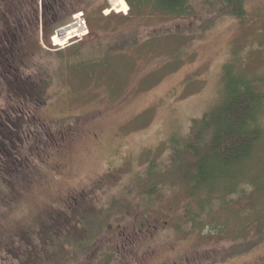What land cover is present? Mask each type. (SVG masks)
<instances>
[{"label":"rangeland","instance_id":"rangeland-1","mask_svg":"<svg viewBox=\"0 0 264 264\" xmlns=\"http://www.w3.org/2000/svg\"><path fill=\"white\" fill-rule=\"evenodd\" d=\"M240 1L241 18L231 15L222 0H188L187 17L149 19L142 8L138 19L130 14L117 30L104 33L95 26L90 35L81 11L72 15L67 24L75 25L68 31L56 33L67 24L53 33L57 26L45 30L39 1V44L36 48L28 40L25 46L24 77L36 83L35 107L43 99L46 103L35 112L37 120L63 145L50 144L20 179L0 181L2 236L15 239L11 250L0 248V264H33L44 255L36 247L38 213L68 203L77 212L75 224L86 219L103 224L83 250L67 247V254L49 246L50 257L60 256L51 259L53 264H264V227L262 234L256 230V221L264 222V179L258 180L264 176V133L245 170L254 183L240 181L239 192L229 196L228 211L219 210L220 218L200 210L208 226L189 220L184 188L159 184L149 209L141 199L150 162H166L173 138L188 135L192 120L216 103L226 63L264 89V0ZM124 2L122 12L121 0H107L102 15L127 16L131 11ZM30 6L31 17L36 8ZM73 46L80 47L77 57H71ZM112 46L118 53L106 58L104 51ZM91 55L100 58L95 69L89 67ZM83 60L87 66L80 67ZM3 88L0 105L14 100ZM261 123L264 128V113ZM178 173L173 177L178 179ZM219 204L213 202L211 211ZM190 208L198 210L194 203ZM221 220L223 234L215 229ZM60 226L53 231L64 237L67 231ZM20 233L28 242L19 240Z\"/></svg>","mask_w":264,"mask_h":264},{"label":"trees","instance_id":"trees-1","mask_svg":"<svg viewBox=\"0 0 264 264\" xmlns=\"http://www.w3.org/2000/svg\"><path fill=\"white\" fill-rule=\"evenodd\" d=\"M39 1L43 28L46 30L48 26H57L51 33L58 27L67 24L72 15L80 11L86 20L88 35L95 32V26L98 29L99 27L101 29L105 28L103 29L104 33H108L109 29L115 31L117 30L115 26L124 23L126 19L131 17L130 14L138 19L142 8L149 11V19L154 17L175 19L187 17L191 14L188 0H126L131 12L125 17H119L113 13L103 16L102 12L106 9L107 0H8V7L15 12L13 16L4 13L3 30H5L4 32L8 30L11 38L15 35L13 36L8 26L15 27L18 25L16 35L19 43L17 46H11L12 42L9 38V43L4 44V67L0 70V75L4 74L10 77V73H14L12 75H15L16 79L12 77L5 85V90L9 96L14 94L21 97V103L27 102L26 96L30 93L28 92L29 80L19 78L18 72L23 67L24 57L26 56L24 50L25 46H28V40H31L34 46L39 44L37 38L38 27H40L38 19ZM222 1L227 5L226 10L234 17L241 18L244 15V7L240 0ZM31 2L34 4V9H36L30 17L27 14L28 10H31ZM103 22H105V25H103ZM117 49L118 47L114 48L112 46L111 49L108 48L104 51V55L106 58L108 54L114 57V54L118 53L114 50ZM79 50V46H73L71 48L73 52L69 50L71 57L79 56ZM98 56L94 58L93 55L88 59L90 61L89 67L97 68L100 59ZM104 61L102 58V66L105 64ZM82 62L85 63L86 61L83 60ZM82 62L80 67L87 66L86 63ZM31 86H34L35 89L36 83L33 81ZM15 109V107L9 108L6 112L4 111L2 119L0 118V120H4L0 123L2 124L0 126V169L2 170H0V181H6L7 177H14L15 175L20 179L22 175L35 168L37 160L44 153H48L47 148L50 144L57 148L63 145L60 140L55 141L52 137H49L52 132L45 123L38 121L37 117L31 119L27 112L25 115L22 112H19V114ZM263 113V86L258 80L246 77L236 71L232 63H226L223 68L222 83L216 103L200 118L192 120L188 135L173 138L172 149L166 162H150L145 177L148 181V189L142 193L141 198H144L149 204L147 209L150 208V203L156 196L159 184H168L172 188H184L189 194L186 209L189 220L192 223L194 222L195 225L202 224L206 227L210 221L209 218L200 216V210L204 212L209 210L210 216L216 213L217 217H219L220 209L226 207L225 210L228 211L229 204H231L229 196L239 192L240 181L247 184L254 183V179L247 177L245 170L263 137L264 128L261 123ZM175 169L179 172L178 179L173 177L177 172H173V175H171V172ZM35 173L33 172L26 177L25 187L28 184V179L33 177ZM262 179H264V176L258 178L259 181ZM213 202L215 204L220 203L215 211H211L210 208ZM193 203L198 206V210L193 211L190 208ZM8 204L9 202L5 205L8 206ZM44 209L42 213H38L39 217L34 228L36 233L38 232L39 238L36 247L44 255L37 256L33 264H42L45 261L49 264L48 260L56 261L57 258H60L58 254L50 257L52 250L48 251L49 253L47 252L49 246L52 247L53 251H64L67 254H70L66 250L67 247L71 248L72 252H78L80 248L83 250L84 244H89L90 240L101 231L103 223L93 219L90 222L86 219L87 221H81V226L78 225L79 222L75 220L74 215L77 212H74V206L71 203H68L67 206L63 205L58 210H51L49 207H44ZM2 216L0 214V219H2ZM76 222L78 224H75ZM256 222L257 234H262L263 231L260 229L264 227V222L262 223L261 220L262 224ZM224 225L225 222L221 220V224H218L215 228L216 232L225 233ZM58 226L62 231L65 229L68 234L66 233L64 237H61L59 231H53ZM90 227L96 229L92 234L86 233L87 236L85 237L83 231L89 230ZM3 232H5V228L0 221V248L3 246L4 251L11 250V244L15 241L14 236L9 237L10 239H3ZM44 235L47 236L46 239L42 238ZM18 238L28 242L25 234L20 233ZM257 241L255 240L254 243ZM246 244L244 245L246 246ZM36 247L34 246V248ZM34 248L33 250H35ZM45 254L46 257H44ZM55 261L51 263L53 264Z\"/></svg>","mask_w":264,"mask_h":264},{"label":"flooded vegetation","instance_id":"flooded-vegetation-1","mask_svg":"<svg viewBox=\"0 0 264 264\" xmlns=\"http://www.w3.org/2000/svg\"><path fill=\"white\" fill-rule=\"evenodd\" d=\"M8 0H0V70H2V67H4V60H3V53H4V44L5 43H9L8 39L10 38L9 37V31L7 30L6 32H4L5 30H3V26H4V22H3V15L4 13L9 15V16H13L14 14V10L12 11V9H10V7H8ZM17 25V24H15ZM9 30L12 31L13 33V36L14 37H11V42H12V45L11 46H17V44L19 43L18 42V38H17V31H18V25L15 26V27H9ZM7 29V27H6ZM25 62L23 63V67L19 69V72H18V75H19V78H22L24 79V73H25ZM28 73V72H26ZM25 73V74H26ZM10 77L9 76H5L4 74L0 75V86L5 89V85L8 84V82L11 80V78H15V75H12L14 73H10ZM31 76V74H30ZM31 82V83H30ZM32 84V81L29 80V87H28V92L29 95L26 96V100L27 102H20V99H22L21 97H18L17 95H14L13 94V98L14 100H12V102L8 101L2 105H0V118L2 119L3 115H4V111L6 112V110H8L9 108H12V107H15V111H18L17 113L19 112H22L23 115L27 114L30 116L31 119H35L36 118V115H35V112L41 108H43L46 103H43V100L40 101L39 103V107H35V102H34V94H33V90H34V86H31ZM31 94V96H30ZM1 96V101L4 99L3 95H0ZM20 114V113H19ZM29 118V119H30ZM4 120H0V123H2ZM2 124H0L1 126Z\"/></svg>","mask_w":264,"mask_h":264},{"label":"water","instance_id":"water-1","mask_svg":"<svg viewBox=\"0 0 264 264\" xmlns=\"http://www.w3.org/2000/svg\"><path fill=\"white\" fill-rule=\"evenodd\" d=\"M70 25H75V22H72L71 24H67V25H65V26H63L62 27V29L60 28V29H57V31H56V33H62V31H68V29L70 28Z\"/></svg>","mask_w":264,"mask_h":264},{"label":"bare ground","instance_id":"bare-ground-1","mask_svg":"<svg viewBox=\"0 0 264 264\" xmlns=\"http://www.w3.org/2000/svg\"><path fill=\"white\" fill-rule=\"evenodd\" d=\"M112 0H110V2H111ZM121 3H124V7L122 8V7H120V10L123 12V11H125L126 9H127V5H126V3L124 2V0H121ZM113 9V8H112ZM114 10H116V9H114ZM118 10V9H117ZM119 10V11H120ZM105 11H107V10H105Z\"/></svg>","mask_w":264,"mask_h":264}]
</instances>
